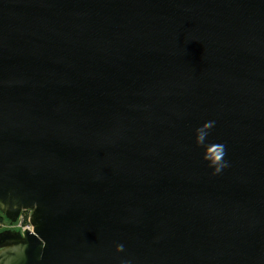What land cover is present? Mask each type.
<instances>
[{
    "label": "water",
    "instance_id": "1",
    "mask_svg": "<svg viewBox=\"0 0 264 264\" xmlns=\"http://www.w3.org/2000/svg\"><path fill=\"white\" fill-rule=\"evenodd\" d=\"M22 210L0 264H264V0H0V213Z\"/></svg>",
    "mask_w": 264,
    "mask_h": 264
},
{
    "label": "clouds",
    "instance_id": "2",
    "mask_svg": "<svg viewBox=\"0 0 264 264\" xmlns=\"http://www.w3.org/2000/svg\"><path fill=\"white\" fill-rule=\"evenodd\" d=\"M213 126V122H208L201 129H198V144L204 146V141L208 135L207 129ZM213 150L209 151L206 148L205 159L210 162V166L214 168V174L219 173L224 167H227V162L224 161L223 157L225 155L224 146L217 144L212 146ZM123 246H118V251L122 250Z\"/></svg>",
    "mask_w": 264,
    "mask_h": 264
},
{
    "label": "built area",
    "instance_id": "3",
    "mask_svg": "<svg viewBox=\"0 0 264 264\" xmlns=\"http://www.w3.org/2000/svg\"><path fill=\"white\" fill-rule=\"evenodd\" d=\"M29 214L30 211L29 210H22L19 215L18 218L16 220L15 223L13 224H9L5 222L4 226L3 224H1V227H5V228H19V231L22 233L24 231V229L26 228L27 230L31 231L32 230V226L29 222ZM16 226V227H14Z\"/></svg>",
    "mask_w": 264,
    "mask_h": 264
},
{
    "label": "trees",
    "instance_id": "4",
    "mask_svg": "<svg viewBox=\"0 0 264 264\" xmlns=\"http://www.w3.org/2000/svg\"><path fill=\"white\" fill-rule=\"evenodd\" d=\"M3 222H7V220L3 217V215L0 213V227Z\"/></svg>",
    "mask_w": 264,
    "mask_h": 264
},
{
    "label": "rangeland",
    "instance_id": "5",
    "mask_svg": "<svg viewBox=\"0 0 264 264\" xmlns=\"http://www.w3.org/2000/svg\"><path fill=\"white\" fill-rule=\"evenodd\" d=\"M3 225L6 226V225H5V222H3ZM14 227H16V226H14ZM4 228H5V227L2 226V227H0V230H1V229H4Z\"/></svg>",
    "mask_w": 264,
    "mask_h": 264
}]
</instances>
